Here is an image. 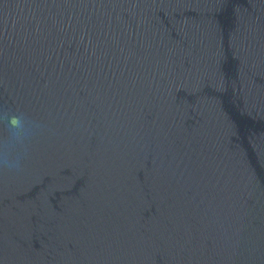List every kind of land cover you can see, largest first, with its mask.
Instances as JSON below:
<instances>
[{
	"label": "water",
	"instance_id": "obj_1",
	"mask_svg": "<svg viewBox=\"0 0 264 264\" xmlns=\"http://www.w3.org/2000/svg\"><path fill=\"white\" fill-rule=\"evenodd\" d=\"M0 264H264V0H0Z\"/></svg>",
	"mask_w": 264,
	"mask_h": 264
},
{
	"label": "clouds",
	"instance_id": "obj_2",
	"mask_svg": "<svg viewBox=\"0 0 264 264\" xmlns=\"http://www.w3.org/2000/svg\"><path fill=\"white\" fill-rule=\"evenodd\" d=\"M11 125L13 127H19L20 126V121L18 118H12L11 121H10Z\"/></svg>",
	"mask_w": 264,
	"mask_h": 264
}]
</instances>
